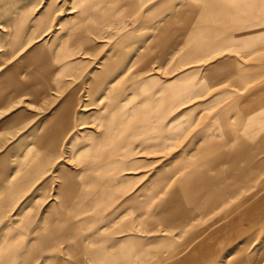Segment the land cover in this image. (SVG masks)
<instances>
[{"label":"rangeland","instance_id":"374dc122","mask_svg":"<svg viewBox=\"0 0 264 264\" xmlns=\"http://www.w3.org/2000/svg\"><path fill=\"white\" fill-rule=\"evenodd\" d=\"M117 1L116 12L114 0H0V56L9 51L14 52L9 61L0 58L4 62L7 61L3 68H17L16 73L10 72L6 77L5 96H9L6 102L0 101V110L4 109V117L18 111L25 115L30 114L29 122H14L16 126L11 128L0 126V244L11 242L14 246H28L38 228H42L44 232L43 228H48L49 224L56 222V213L62 210V206H59V192L61 188H65V179L59 176V170H67L73 180L76 179L75 175L85 170L86 167L81 162L90 158L83 149L88 147L89 140L95 139L104 130L97 121L105 114V106L145 100V97L138 96L136 92H120L131 77L127 65L132 47L137 45L132 41L143 36H153L159 25L149 20L142 25L137 24L149 15L151 4L155 0H142L136 5L130 0ZM178 1L172 0L171 3ZM73 27L77 30L83 29V35L74 36L71 32ZM18 28L20 42L14 47L13 37L8 39V36ZM127 31L132 33V41L116 48L119 36ZM39 46H42L48 62L40 66H48L51 69V85L47 87L44 81H37L38 96L33 106H29L25 101L33 98L23 95L21 87L27 82V68L17 64H20L21 56H26ZM175 47L169 45L153 50L147 62L148 67L141 75L153 74L167 82L181 72L202 68L212 61L202 60L172 71L183 53ZM222 54L236 58L239 64H253L255 71L251 87L252 92L257 90L258 95L253 96V100L258 104L253 106L254 111L250 118L253 123L264 125V49L260 52L253 51V61L246 62L234 52L225 51ZM107 63L111 66L105 70ZM202 71L200 69L185 82L198 85L203 77ZM238 80L237 76L214 85L202 96L195 97L192 102L205 101L223 90L243 94L246 92L245 84ZM238 83H242L239 85H242L240 87L243 89L234 86ZM69 95L75 97V127L65 130L58 143L52 149L48 148L44 146L45 142L40 144L46 139L44 136L47 129L41 128L37 140L35 135L45 118L61 106ZM235 97L224 98L210 110L202 109L183 116L178 121L183 127L180 134L168 139L163 147L143 143L140 134H136L135 140L132 136L139 129L132 127L134 133L129 138L133 140L132 155L128 159L116 158L120 163L123 160L125 165L117 167L115 174L111 171V175H106L107 183L104 185L101 183L103 174L94 173V177L101 176L102 179H97L89 187L82 186V189L77 191H88L86 200L92 202V205L73 221L76 223L81 220H95L97 227L94 232L97 240L90 238L89 231L81 233L76 230L67 243L56 241L50 246L38 244L34 248H28L24 254L17 256L16 264H59V261L70 264H97L92 256L103 248L108 255L119 258V247L104 246L101 240L103 237H112L121 242L131 236H137L147 242L149 238L153 243L143 247L144 255L130 257L129 264H242L244 258H249L251 264H264V211L261 216L259 211L246 213L252 223L245 224V227L243 222L230 223L227 226L228 232L243 227L245 230L242 235H237L231 240L223 237L216 242L203 238L205 231L215 220L229 215L240 205V208L249 204L264 205V187L259 186L264 182V170L257 178L256 174H253L251 182L249 179L245 183L239 177L229 178L225 165L213 170L207 169L201 165L197 154L205 142L215 144L224 138V134H219L218 129L212 126L217 124V114L223 105ZM20 101L22 102L18 103ZM189 104L183 105L182 109L187 108ZM178 111L176 109L171 112L170 116L176 117ZM225 115L229 122H240V117L243 121V114L238 110L228 111ZM244 121H249L247 114ZM219 131L239 133L238 128ZM257 131L256 137L253 138L255 141L262 137V134H259L261 131ZM241 135L242 142H247L248 136L243 132ZM231 137L226 138L229 141ZM32 141L34 143L31 148L29 143ZM232 145L235 144L231 143L230 146ZM40 154L49 155L51 158L42 165L38 162ZM177 165L180 166L166 188H147L148 184H153L154 187L163 185L165 170ZM39 168L42 169L41 174L36 175ZM86 175L91 176V172ZM203 178L207 179V185L202 186ZM181 183L183 188L178 189L186 200L187 208L193 209L197 213L196 216L182 229L163 231V225L156 223V230L149 232L148 222L157 214L159 206L172 191V187ZM212 188L222 190L215 194L212 193ZM153 190H158L157 195L149 199ZM251 193L257 194V198L242 205V200ZM98 194L100 197L96 199ZM204 194L212 198L220 196L222 199L219 202H203L200 199ZM237 218L238 216L234 221ZM229 219L230 217L215 226L226 225ZM88 225L85 227L88 228ZM126 226L131 227L125 230ZM212 243L218 245L216 251L206 256L201 255L210 249Z\"/></svg>","mask_w":264,"mask_h":264},{"label":"crops","instance_id":"0c3cea01","mask_svg":"<svg viewBox=\"0 0 264 264\" xmlns=\"http://www.w3.org/2000/svg\"><path fill=\"white\" fill-rule=\"evenodd\" d=\"M130 1L133 5H136L142 0ZM114 2L117 12L118 1L115 0ZM171 2L172 0H155V2L151 4L152 8L149 11V15H146L141 22H137V24L139 23L138 25H142L149 20L155 25L159 24L156 27L153 36H143V38L132 41V33L127 31L118 38L116 48L123 47L130 41H132L133 44H137L132 47L133 50H131L129 63L127 65V68H129L131 72V77H129L127 84L122 88V92L120 93H125L127 91L133 93L136 92L138 96L145 97V100L142 102L132 100L127 101L124 104H114L107 111L103 108L105 111L103 117L107 119L103 120V146L98 150L99 152L94 155H88L85 153L90 159L81 162L86 168H84L85 170H82L80 174L75 175V180L70 178L67 170H59V176L65 179V182L63 183L65 188H61L60 192H62L64 199H68L66 201L63 199L61 200V194L59 192V206H62V210L57 211L56 222L49 224L48 228H43L44 232H42V228H38L35 231L34 238L28 246L25 244L14 246L11 242L0 244V264H16L17 256L21 253L24 254L28 248H34L38 244L50 246L56 241L67 243L68 239L72 237L76 230H80L81 233L89 231L90 238H92V240H97L94 232L97 227V222L95 220H81L76 223L73 221L75 218L83 215L92 205V202H88V200L80 202L75 201V193L82 189L81 187L85 182L93 179L95 181L99 178L100 180L102 179L101 176L99 178L94 177V173L98 172L103 174L104 178L101 183L104 185L107 183L105 181L107 180L106 175H109L111 171L114 172L112 174H115L117 167L125 165L123 160L120 163V161H116V158L128 159L132 155L131 148L133 140L129 139L134 133L132 127L139 129V131L132 136L133 138H135L136 134H140L142 136L141 139L144 140L143 143L151 145L156 144L158 147H163L168 139L170 140L180 134L183 127L178 121L182 119L183 116L194 114L202 109L210 110L224 98L236 96L234 100H229L223 105L222 110L217 114V124L212 126L213 128L218 129V131H215L219 134L223 133L224 138L219 142L217 141L215 144L210 141L205 142L197 152L199 160L201 165H204L209 170H213L221 165H226L229 177H239V179L245 183L253 174H256L257 178L260 172L264 170V125L253 123L250 118L254 111L253 106L258 104L256 100H253V96L258 95L256 92L257 90L252 92L251 87L253 71H255V68L252 63L239 64V62L237 63L236 58L222 54V52L225 51L234 52L246 62L248 60L253 61V51L259 50L260 52L264 49V0H189L187 2L179 0L174 4ZM120 40H122V42H120ZM169 45L176 46L175 48L177 50L183 51L181 57L177 60V66L172 71L202 60L208 62L211 59L212 61L208 62V64L202 68H196L189 70L188 72H181L173 80L167 82L162 81L159 76L153 74L142 76L141 72L148 67L147 62L151 57V52L155 49L166 48ZM11 57L12 56L8 58V61ZM20 59V64L17 65H23L26 57L21 56ZM6 64L7 61H0L1 102H6L9 96H5L6 77L8 76V73H14L13 71H15L14 68H3ZM106 65L110 66L111 64L107 63ZM137 65L140 66L137 68ZM158 69H156V71ZM200 69L203 70V77L198 85L185 82L187 78L197 73ZM237 76L239 78L238 82L245 84L246 92L243 94H236L230 90H223L219 94L213 95L205 101L192 102L195 97L202 96L206 91L212 88V86L219 85L227 79L232 80ZM242 83H238L237 85L234 84V86L242 88L240 87L242 85H239ZM48 85H51L50 82ZM48 85L46 86L48 87ZM22 94L29 95L33 98L29 101H25L27 105L33 106L35 103L34 100L38 96L37 92L28 90L27 92L23 91ZM21 102L22 101L18 103ZM188 103H190L189 106L182 109V106H186ZM1 108L2 107L0 106V109ZM176 109L179 110L176 113V117L170 116L171 112H174ZM235 110H238V112L243 114V121L241 119L242 117L239 118L240 122L234 123L229 122L228 119H226L225 114L228 111ZM4 112V109L0 110V126L3 128L16 126L14 122L18 121L24 122L26 120L29 122L28 119H30V114L25 115L22 111H18L16 114L4 117ZM246 114L249 120L247 123L244 121ZM43 127L47 129L44 136L46 139L41 141L40 144L45 142L44 146L52 149L60 140V130H63V133H65V130L75 127V97L72 95L67 96L62 105L55 108L53 112L45 118L42 122V126H40V130H37L38 133L35 135V140H37V137L41 133V128ZM234 128H238L239 133H232L231 131H227L226 133L224 131H219L222 129L228 130ZM257 129L262 132H259V134H262V137L258 140H261L262 146L260 142L253 140L258 133ZM240 130L248 136V143L242 142L240 139L242 136ZM28 135L29 134H27V136ZM228 136H232V139L229 141H227L226 138ZM237 138H239V140ZM135 140L137 139L135 138ZM33 143L34 141L29 143L31 148ZM231 143L235 145L230 146ZM237 154H239V156ZM48 156L49 155L40 154L38 162L43 165L51 158ZM245 156L249 159H246ZM254 163L257 164L255 165ZM201 165H199V167ZM179 166L180 165H177L172 169L165 170V182L163 185L154 187L153 184H148L147 188H166L169 180L175 174ZM41 170L42 169L39 168L35 174H41ZM88 172H91V176L86 175ZM5 181L6 179L3 180L4 183ZM207 182V179L203 178L202 186L205 184L207 185ZM249 182H251V179ZM70 186L73 187L69 188ZM259 186L260 188L264 187V182H261ZM172 188V191L166 195V198L159 206L157 214L148 222L150 227L149 232L156 230L155 224L157 222L163 225V231H170L176 228L182 229L192 222L193 219L190 215H192L193 218L196 216L197 213L193 209L189 210L187 208L186 200L181 195L180 189H178L183 188V184L175 185ZM221 190V188H212L211 191L216 194L217 191L219 193ZM157 192L158 190H153L149 199L154 198L157 195ZM176 192H178V194ZM256 195L257 194L255 193L247 194L242 200V205L252 202L257 198ZM227 196L233 197L234 195ZM95 197L98 199L100 194ZM220 199H222L220 196H214L212 198V196L208 197L207 194H204L201 196L200 200L203 202L209 200L219 202L221 201ZM178 205L180 208H178ZM240 207L235 211H231L229 215H223L215 220L214 224L205 231L203 238L208 241L213 239V241L216 242L219 238L222 239L223 237L227 240H231L237 235H242L245 231V224L248 225L247 223H252L250 222L249 217L246 216V213H250V211H259L261 216L264 211V205L261 203L256 206L249 204L246 207ZM162 211L164 212L162 213ZM237 216L238 218L234 221ZM228 217H230V219L226 225L215 226L216 223ZM165 218L168 223L164 221ZM238 222H243L244 227L242 229L227 231V226L230 223ZM87 224H89L88 228L85 227ZM130 227L131 226H126L125 230ZM121 230H123V228H121ZM192 239L194 240V238ZM101 240L104 246H118V251L120 252H118L119 258H117L116 256L108 255L105 248L100 249L92 256L97 264H129L130 257L144 255L145 248L143 247H148V245L153 243L149 238L147 242L142 238H137V236L128 237L121 242H118L112 237H103ZM161 241L163 242L164 240L161 239ZM217 248L218 245L212 243L210 249L202 252L201 255L206 256L212 254ZM59 264L70 263H62L59 261ZM242 264H251L250 259L244 258Z\"/></svg>","mask_w":264,"mask_h":264},{"label":"bare ground","instance_id":"6f19581e","mask_svg":"<svg viewBox=\"0 0 264 264\" xmlns=\"http://www.w3.org/2000/svg\"><path fill=\"white\" fill-rule=\"evenodd\" d=\"M115 1V0H114ZM104 16V15H103ZM22 30V29H21ZM18 31H20V28H18V29H15V30H13L12 31V33H10V35H9V38L12 36L13 37V42H12V44H14V47L15 46H17L18 44H19V42H20V36H18ZM71 32L74 34V36H82L83 35V33H84V30L83 29H80V30H77L75 27H73L72 28V30H71ZM77 34H79V35H77ZM11 43V42H10ZM14 54V52L13 51H9L7 54H1V58H4V59H8V57H10V56H12ZM26 59L24 60V62H23V66H25L26 68H27V82H26V84L27 85H25V84H23V83H21V84H23L21 87L23 88V91H34V92H36L35 91V88H36V86H35V83L38 81V82H40L41 80H42V82L44 81L45 82V84L46 85H48L49 84V82H50V79H51V74H50V70L51 69H49V67L48 66H45V67H41L42 65L41 64H47L48 62H47V56H46V54L44 53V51H43V49H42V46H39V47H37V48H35L34 50H32L31 52H29L28 54H26ZM1 58H0V61H3V59L1 60ZM4 62V61H3ZM41 65V66H40ZM111 66V65H110ZM109 66V67H110ZM113 66V65H112ZM47 67V68H46ZM108 66L106 65L105 66V70H106V68H107ZM14 70L15 71H13L14 73H16V70H17V68H14ZM104 76V75H103ZM15 84H18V83H16L15 82ZM34 84V85H33ZM112 105L110 104V105H107V106H105V110L107 111L108 109H110V107H111ZM104 119H107V118H105V117H103V114L98 118V123H99V125L100 126H102L103 127V120ZM60 132H61V134H60V136L62 137L63 136V130H60ZM231 133V132H230ZM92 134V133H91ZM91 134H89V135H91ZM236 134V133H235ZM60 137V138H61ZM156 137V136H155ZM263 137H264V135H263ZM236 139V138H235ZM238 140H239V138H237ZM240 139H241V137H240ZM262 139V138H261ZM237 140V141H238ZM228 141V140H227ZM258 141V140H257ZM258 142H260V144H261V140L260 141H258ZM89 145H88V147H86L83 151L86 153V154H88V155H94V154H97L99 151V149L103 146V131L101 132V133H99L98 135H97V137L95 138V139H91V140H89ZM248 143V142H247ZM238 144H239V142H238ZM247 145V144H246ZM257 145V144H256ZM243 146V145H242ZM248 146V145H247ZM246 146V147H247ZM260 146V145H259ZM261 146H262V144H261ZM73 147H75V146H73ZM245 147V146H244ZM254 148H256V147H254ZM264 148V147H263ZM247 149V148H246ZM245 149V150H246ZM240 150V149H239ZM242 150V149H241ZM244 150V151H245ZM252 150H254V149H252ZM235 151V150H234ZM238 151V150H237ZM255 151V150H254ZM250 152H252V151H250ZM259 152V151H258ZM230 153V152H229ZM232 153H234V152H232ZM254 153V152H253ZM260 154V153H259ZM238 156H239V154H237ZM247 156V155H246ZM246 156H245V158H246ZM232 157H235V156H232ZM256 157V156H255ZM248 158V157H247ZM246 158V159H247ZM251 158V157H250ZM246 159H243V160H246ZM249 159V158H248ZM251 159H253V158H251ZM262 159V158H261ZM261 159H260V161H261ZM233 160V159H232ZM228 162V161H227ZM232 162V161H231ZM233 162H234V160H233ZM259 162V161H258ZM260 163V162H259ZM229 164V163H228ZM227 164V165H228ZM255 164V163H254ZM257 164V163H256ZM255 164V165H256ZM230 165V164H229ZM100 166V165H99ZM226 166V165H225ZM233 166V165H232ZM238 166V165H237ZM228 167H230V166H228ZM236 167V166H235ZM251 167V166H250ZM233 169V168H232ZM255 171V170H254ZM253 171V172H254ZM231 172V171H230ZM251 173V172H250ZM239 174V173H238ZM248 174H249V172H248ZM236 175V174H235ZM235 175H234V177H235ZM229 177V176H228ZM230 178V177H229ZM91 179H93V178H91ZM93 182H96L94 179L93 180H90V181H88V182H85V184H83L82 186L84 187L85 185L87 186V187H89V186H91V185H93L92 183ZM248 182V181H247ZM91 184V185H90ZM87 187H85V188H87ZM84 189V188H83ZM177 194H178V192H176ZM178 196V195H177ZM177 196H176V198H177ZM181 196V195H180ZM86 197H88V191H86L85 190V192H83V193H80V192H76L75 193V201H84V200H86ZM174 197V196H173ZM182 198V197H181ZM64 200V201H66L68 198H63V194L61 193V200ZM180 200V199H179ZM175 201V200H174ZM173 203V202H172ZM172 203H171V205H172ZM176 204V203H175ZM174 204V205H175ZM184 204V203H183ZM171 205H169V206H171ZM168 207V206H167ZM178 208H180L179 207V205H178ZM185 208V207H184ZM186 209V208H185ZM190 210V209H189ZM165 211V210H164ZM164 211H162V213L164 212ZM180 211V210H179ZM182 211V210H181ZM194 212V211H193ZM171 214V213H170ZM180 214V213H179ZM163 215V214H162ZM176 215V214H175ZM188 215V214H187ZM186 215V216H187ZM177 216V215H176ZM185 216V217H186ZM191 216V218L193 219V217H192V215H190ZM195 216V215H194ZM167 217V216H166ZM159 218V217H158ZM157 218V219H158ZM180 218V217H179ZM156 221V220H155ZM165 222H167V220H166V218H165V220H164ZM184 221V220H183ZM170 222V221H169ZM158 223V222H157ZM168 223V222H167ZM183 223H185V222H183ZM182 223V224H183ZM178 224V223H177ZM165 225V224H164ZM186 225V224H185ZM172 227V226H171Z\"/></svg>","mask_w":264,"mask_h":264}]
</instances>
